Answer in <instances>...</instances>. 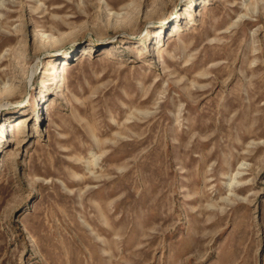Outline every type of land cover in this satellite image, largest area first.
<instances>
[{"label":"rangeland","instance_id":"obj_1","mask_svg":"<svg viewBox=\"0 0 264 264\" xmlns=\"http://www.w3.org/2000/svg\"><path fill=\"white\" fill-rule=\"evenodd\" d=\"M0 264H264V0H0Z\"/></svg>","mask_w":264,"mask_h":264},{"label":"bare ground","instance_id":"obj_2","mask_svg":"<svg viewBox=\"0 0 264 264\" xmlns=\"http://www.w3.org/2000/svg\"><path fill=\"white\" fill-rule=\"evenodd\" d=\"M22 121V120H21ZM19 123V122H18Z\"/></svg>","mask_w":264,"mask_h":264}]
</instances>
